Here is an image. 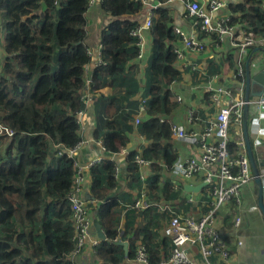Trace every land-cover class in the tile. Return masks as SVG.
<instances>
[{"label": "trees", "instance_id": "trees-1", "mask_svg": "<svg viewBox=\"0 0 264 264\" xmlns=\"http://www.w3.org/2000/svg\"><path fill=\"white\" fill-rule=\"evenodd\" d=\"M100 3L112 20L101 31L104 64L92 70L91 88L95 91L109 85L114 92L99 94L93 100L94 116L101 122L94 137L108 152L119 153L125 148L135 129V96L142 88L146 112L136 130L148 142L141 149L152 166L145 180L148 196L177 198L170 185L160 187V164L169 168L177 158L169 142V123L160 121V117L175 105L169 86L181 76L172 51L178 35L166 11L157 8L143 87L129 63L136 59L138 48L130 30L138 24L143 5L134 0ZM88 5L89 0H0L5 53L0 68V123L14 131L9 138L0 134V264H71L74 230L68 195L75 167L64 148L74 147L81 139L77 113L87 106L82 93L84 68L90 61L84 43ZM230 10V24L264 37V0H244ZM217 65L209 64L207 73L216 72ZM238 79L243 81L244 76ZM228 144L236 154L235 142ZM136 153L128 151L122 161L130 176L128 187L133 189L141 187L133 161ZM117 164L114 158L104 157L89 169L88 190L95 201L89 202L91 216L100 222L106 235L95 246L92 264H132L124 258L133 260L140 240L150 264H158L171 247L157 230L161 214L155 208H126L134 199L128 192H115ZM183 208L188 210L190 206L183 204ZM121 215V237L128 241L126 253L114 243L120 234Z\"/></svg>", "mask_w": 264, "mask_h": 264}, {"label": "built area", "instance_id": "built-area-1", "mask_svg": "<svg viewBox=\"0 0 264 264\" xmlns=\"http://www.w3.org/2000/svg\"><path fill=\"white\" fill-rule=\"evenodd\" d=\"M94 1L89 0V4ZM179 1L183 2L186 8V16L190 19L194 30L206 35H216L218 38L226 34L231 37L232 46L239 51L235 76L242 79L244 76L243 64L247 58L245 57L247 50L252 46L264 48V37H259L252 30L239 26V32L235 34V26L230 24V16H222L213 20L212 14L223 5L222 0H209L205 6L197 0ZM153 17L154 13L151 10L144 23L137 24L130 30V34L136 37L135 44L138 47L136 58L142 57L145 44L144 32L151 28ZM174 33L178 35V41H180V46L172 45L176 63L182 69L188 68L194 71L197 69L196 60L195 58H187V56L200 54L206 50L207 45L196 34L188 35L178 27L174 28ZM100 49L101 46H99V59L95 67L104 64V61L101 59ZM89 53H91L90 50ZM199 74H203L201 76L205 75L204 68L200 66ZM91 78L85 75L84 68L85 83L82 94L86 105L88 102L93 101L89 92L88 94L84 93L85 89L91 88ZM243 85L244 80H241L235 89L230 90L222 86L213 87L208 83L207 91L210 93L211 103L218 106V109L201 130H187L175 122L169 123L170 136L183 139L186 143L193 146L195 151L189 157L178 159L174 162L176 170L173 164L171 167L173 171L185 180L200 176L202 183L200 193L199 191H183L182 187L184 183L169 182L165 177L161 176L160 187L163 188L166 185H170L172 187L171 192L178 194V197L171 200L168 199V196H159L157 199L149 198L148 189L146 186H143V182L148 177L145 170L151 166V161L142 156L141 150L134 154L133 161L137 166L136 174L141 181V188L138 196L132 204L126 205V208L139 210L155 208L161 214L163 224L160 228V234L167 238L171 247L168 255L160 260L158 264H198L195 259L196 255L201 257L203 264H228L231 253L225 240H223V236L219 232L217 214L220 210L227 211L228 204L231 200L237 198L241 187L253 181L242 133ZM233 91H237V94L233 93ZM222 94L228 95L229 98L220 101ZM145 103L146 97L141 96L138 99L137 112L132 122L135 130L141 121V116L146 112ZM257 104L259 108L264 105V94L258 98ZM82 113L83 110L77 113L80 134L83 130V125L80 121ZM193 116L194 113L190 112L189 117L192 119ZM262 118H264V112H259L258 116L251 118L250 121L249 133L255 155L262 144L260 139L262 128L258 124ZM160 121L165 120L160 118ZM231 126L232 130H238L236 137H233L230 132ZM0 131H3L2 134L9 137H12L14 134L13 130L1 123ZM230 141H234L236 144V154H232L229 149L228 143ZM83 143L84 141L81 138L74 147L64 148L67 155L73 159L75 167L72 189L68 195L71 222L74 230L72 237L73 248L69 253L71 264H80L78 257L82 249L88 246L87 244L89 243L92 245V252L94 253L95 246L100 240L92 232L93 218L89 202L95 201L87 199L86 196L84 197L82 190L87 176L86 170H89L96 164H100L104 156H96L89 159L86 163L78 162L75 158L76 152L81 148ZM99 143L101 144V141ZM101 149L102 151H107L102 144ZM121 152L124 154L128 153L126 148H123ZM257 161L262 162L261 157H258ZM160 165L163 169L168 168L163 163ZM115 174L118 175V166L115 167ZM259 175L264 197V165L259 167ZM183 204L195 206L196 209L195 211L191 209L185 210ZM201 209H203V212L197 214ZM233 223L235 226H238L240 217H235ZM241 243V240H238V244L240 245ZM133 260L136 264H150L149 255L141 240L136 244Z\"/></svg>", "mask_w": 264, "mask_h": 264}, {"label": "crops", "instance_id": "crops-1", "mask_svg": "<svg viewBox=\"0 0 264 264\" xmlns=\"http://www.w3.org/2000/svg\"><path fill=\"white\" fill-rule=\"evenodd\" d=\"M203 6L208 3L209 0H197ZM223 5L212 14V19L216 20L222 16L231 17V6L244 0H222ZM142 7V12L137 18L138 24L144 23L149 12L153 10L154 18L156 16L155 10L161 8L166 11V14L169 16L171 21V26L174 28L178 27L185 33L196 34L198 37L202 38L205 42L206 50L201 52L198 55H188L187 58H195V63L197 64V69L194 71L187 69H182L175 63L176 68L181 72V76L178 80H173L169 86V91L171 92V100L175 102L174 107L167 114H161L160 118H163L166 122L172 123L175 122L180 126L184 127L187 130L193 129L199 131L206 124V122L213 117V114L217 111L218 106L213 105L210 100V93L207 91L208 83L213 87H227L230 90L235 89L240 79L235 76L237 61L239 59V51L232 46L231 37L226 34L225 36L218 38L216 35H206L194 30L190 19L186 16V8L183 2L179 0L172 1H161V0H140ZM155 6H157L155 8ZM85 16V40L84 43L87 48L90 50V61L85 65V75L91 77L92 70L95 68V64L99 59V46H101V31L105 28L108 23L112 20V17L102 9L100 0H95L90 3L87 7V10L84 14ZM1 17L2 13L0 11V28H1ZM153 18V19H154ZM151 28L145 30L144 32V48L142 57L136 58L135 60L129 62L133 66L135 71V76L139 80L141 86L144 87L147 71L149 69V63L147 56L149 55L150 47L152 45V34ZM235 34L239 32V27H234ZM1 34V33H0ZM2 41V40H1ZM173 45L180 46V41H176ZM208 47V49H207ZM251 48L247 50L245 57L251 52ZM5 53L3 52L2 42H0V68L3 63ZM254 60V65L252 69H255L260 64L264 65V53L257 51L252 55ZM230 58L232 59V64L229 63ZM209 64H218V69L216 72L208 74L205 73L199 74V66L206 69ZM258 69H255L257 71ZM91 89V88H90ZM85 89L84 93H90V96L93 100L99 94L104 96L110 95L114 92L113 88L109 85L93 91L92 89ZM237 94V91H233ZM142 94V88L136 94L135 98L138 100ZM228 95L222 94L221 100H227ZM258 101V99H257ZM257 101L251 100L249 103V112L251 113V118L257 117L259 112H264V105L260 108L257 104ZM93 101L88 102L85 110H83L80 121L83 125V130L81 131V138L84 143L81 148L76 152V159L80 163H86L89 159L96 156H101V144L100 140L94 137V131L96 127L101 125L99 118H96L93 112ZM109 106V105H107ZM137 112V110H136ZM133 114V119L134 115ZM193 112L194 116L191 119L189 113ZM144 116V115H143ZM141 116V118H143ZM133 122V121H132ZM259 127L262 128L261 141L262 144L259 146L255 157H261L262 162L264 163V118L259 122ZM236 131V133H235ZM238 130H232V136L236 137ZM251 140V139H250ZM169 142L172 144L173 149L177 155L178 159H183L189 157L195 151L193 146L186 143L183 139H178L176 137L170 136ZM148 142L143 135H141L137 130L133 129L131 133V139L126 144L125 148L127 151L137 150L140 151L142 147L147 146ZM111 153V152H110ZM126 154L111 153L110 158H114L117 161L118 166V175H117V184L115 187V192L118 195H124L126 192L130 193L131 200L135 199L140 188L137 189L129 188L128 182L130 176L125 169L123 159ZM122 165V166H121ZM174 166V163H173ZM175 168V166H174ZM176 170V168H175ZM152 172L151 166H149L145 173L149 176ZM86 180L83 183L82 195L85 197L86 193L89 192V184L91 182L89 170H86ZM169 182H179L181 184H191L196 186L201 184V178L192 177L189 179H183L178 173L173 171L171 168H164L162 170V175ZM143 186H146V182H143ZM183 188V187H182ZM202 189V186L199 189V193ZM183 191L184 188H183ZM189 192V191H188ZM90 193V192H89ZM200 196V194H199ZM127 203H123L125 206ZM190 209L195 211V206H190ZM203 209L199 210L201 214ZM158 213V212H157ZM160 215V214H159ZM228 217L225 220L226 216ZM235 217H240V223L238 226H235L233 221ZM158 220V218H157ZM163 224V219L160 215L159 226L157 230L160 234V228ZM217 225L222 232L223 240H225L229 250L230 258L228 264H264V220L261 216V213L257 206L256 200V186L254 182L241 187L237 198L231 200L228 204V210H220L217 214ZM124 229V219L121 215V221L119 224L120 234L117 235L115 240L120 239L121 241H127L126 238L121 237V234ZM104 231V230H103ZM92 232L96 236V233L92 226ZM105 233V232H104ZM161 236V234H160ZM231 240V241H230ZM238 240H241V244H238ZM128 242V241H127ZM88 246L84 247L78 257L80 264H92L94 253L92 252V245L89 243ZM126 263L131 262L136 264L134 260H129L127 257L124 258Z\"/></svg>", "mask_w": 264, "mask_h": 264}, {"label": "water", "instance_id": "water-1", "mask_svg": "<svg viewBox=\"0 0 264 264\" xmlns=\"http://www.w3.org/2000/svg\"><path fill=\"white\" fill-rule=\"evenodd\" d=\"M261 51L264 53L263 47H254L251 52L248 54L247 58L244 62V85H243V99H244V106H243V116H242V133L244 139L245 150L247 154V158L251 167L252 175H253V182L256 186V200L257 206L261 213V216L264 220V197L262 191V182L259 175V167L263 166V162L257 161L255 158V152L252 149L251 140H250V121H251V113L249 112V103L251 100L257 101L264 94V66L258 68L257 71L252 69V65H254L253 60V53ZM101 155L104 157H111V153L108 151H102ZM202 183L196 186H192L190 184H184L183 188L185 191H199ZM87 199L91 200L92 196L89 192L86 193ZM100 202H97L96 206L98 207ZM92 226L96 233V236L100 240H105L106 235L103 231V228L100 222L94 218L92 220ZM116 245H121L124 249V252H127V241H121L117 239L114 241Z\"/></svg>", "mask_w": 264, "mask_h": 264}, {"label": "rangeland", "instance_id": "rangeland-1", "mask_svg": "<svg viewBox=\"0 0 264 264\" xmlns=\"http://www.w3.org/2000/svg\"><path fill=\"white\" fill-rule=\"evenodd\" d=\"M2 26H3V16L1 17V28H0V42H2L1 40H2V36H3V33H4V30H3V28H2ZM151 48V47H150ZM149 55L147 56V58H148V63H149V61H150V57H151V49H150V51H149V53H148ZM204 72L206 73L207 71H206V69L204 70ZM230 132L232 133V126H231V129H230ZM3 133V131H0V134H2ZM4 135V134H3ZM8 138H9V136H7ZM133 209V208H132ZM131 210V209H130ZM219 232H220V234L222 235V232L223 231H221L220 229H219ZM231 241V240H230ZM196 249V248H195ZM195 259H196V261H197V263L198 264H203V260L201 259V257L200 256H198V255H196L195 256Z\"/></svg>", "mask_w": 264, "mask_h": 264}]
</instances>
